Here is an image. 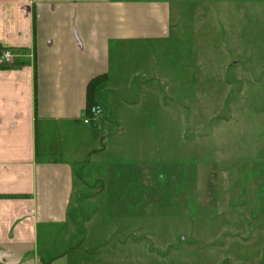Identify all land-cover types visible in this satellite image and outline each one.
Listing matches in <instances>:
<instances>
[{"label":"rangeland","instance_id":"1","mask_svg":"<svg viewBox=\"0 0 264 264\" xmlns=\"http://www.w3.org/2000/svg\"><path fill=\"white\" fill-rule=\"evenodd\" d=\"M172 20L164 41L111 47L102 136L122 131L98 145H109L93 218L104 242L86 257L264 264V0L197 1ZM98 157L85 153L78 177L93 180ZM109 206L127 213L105 219Z\"/></svg>","mask_w":264,"mask_h":264},{"label":"crops","instance_id":"2","mask_svg":"<svg viewBox=\"0 0 264 264\" xmlns=\"http://www.w3.org/2000/svg\"><path fill=\"white\" fill-rule=\"evenodd\" d=\"M197 1L213 0H0V52H13L11 63L0 62V264H109L86 254L104 242L93 231L103 179L97 163L122 131L102 136L111 47L122 55L164 41L173 10ZM133 58L125 72L140 75V56ZM102 73L107 80L95 90L102 114L84 123L86 85ZM103 138L110 143L99 148ZM85 153L99 155L88 160L93 180L78 177Z\"/></svg>","mask_w":264,"mask_h":264},{"label":"trees","instance_id":"3","mask_svg":"<svg viewBox=\"0 0 264 264\" xmlns=\"http://www.w3.org/2000/svg\"><path fill=\"white\" fill-rule=\"evenodd\" d=\"M107 80L106 73L98 74L92 77L87 85L85 90V116H90V108L93 105H96L95 100V90L96 88L104 83Z\"/></svg>","mask_w":264,"mask_h":264},{"label":"built area","instance_id":"4","mask_svg":"<svg viewBox=\"0 0 264 264\" xmlns=\"http://www.w3.org/2000/svg\"><path fill=\"white\" fill-rule=\"evenodd\" d=\"M13 61V52L11 49L5 48L0 52V62L4 64L11 63ZM102 113V107L99 104L93 105L90 108V116H84V123L93 122Z\"/></svg>","mask_w":264,"mask_h":264}]
</instances>
